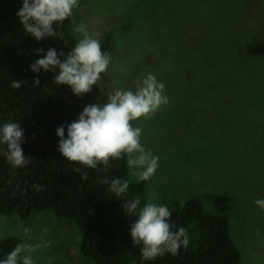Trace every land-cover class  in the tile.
<instances>
[{"label": "rangeland", "instance_id": "374dc122", "mask_svg": "<svg viewBox=\"0 0 264 264\" xmlns=\"http://www.w3.org/2000/svg\"><path fill=\"white\" fill-rule=\"evenodd\" d=\"M69 28L85 23L99 41L109 38L112 61L97 94L134 89L151 72L169 103L142 127L141 143L159 157L144 185L145 202L170 211L189 198L226 218L240 264H264V0H79ZM89 103V104H90ZM49 243L37 264H94L80 251L76 222L52 212L27 222L0 213V241L16 237ZM46 230V231H45ZM190 242L197 239L192 228Z\"/></svg>", "mask_w": 264, "mask_h": 264}, {"label": "trees", "instance_id": "16d2710c", "mask_svg": "<svg viewBox=\"0 0 264 264\" xmlns=\"http://www.w3.org/2000/svg\"><path fill=\"white\" fill-rule=\"evenodd\" d=\"M21 6L22 0H0V125L20 123L25 141L21 147L28 163L13 167L0 145V213L15 214L23 222L33 213L46 211L74 220L81 235L80 251L94 264H240L226 218L205 211L197 197L173 209L170 220L188 233L195 228L197 239L186 249L182 247L177 255L142 259L140 246L133 245L129 235L134 217L124 212L122 206L136 196L141 198L142 206L144 185L130 178L126 158L111 161L107 171L94 170L68 161L57 150L56 129L65 125L66 135L67 124L78 118L98 88L93 86L91 93L77 97L69 87L54 83V73H34L29 68L35 59L42 58L35 49L46 52L53 48L65 53L71 50L77 41L69 31L73 20L55 25L62 38L37 41L24 31L16 17ZM100 43L102 51L110 54L109 38ZM36 76L40 85L33 87ZM12 79L27 83L14 89L10 86ZM85 172L87 179H81ZM106 177L128 180L127 193L117 197L110 192L108 185L100 183ZM20 242L16 237L0 241V259Z\"/></svg>", "mask_w": 264, "mask_h": 264}, {"label": "clouds", "instance_id": "9594fccd", "mask_svg": "<svg viewBox=\"0 0 264 264\" xmlns=\"http://www.w3.org/2000/svg\"><path fill=\"white\" fill-rule=\"evenodd\" d=\"M79 0H22V6L16 13L20 25L28 35L40 41L46 37L62 38V32L55 25H62L66 19L74 20V10ZM81 35L70 51L65 53L49 48L35 49L42 58L35 59L29 65L34 73H54V83L65 85L77 97L89 94L93 86L100 88L103 75L107 72L112 58L102 51L98 38L89 34L85 23L74 28ZM27 82L12 79L11 87L19 89ZM40 85L39 76L33 79L32 86ZM99 99L83 107L78 118L56 129L58 152L70 162L90 169L107 171L110 162L126 158L130 175L139 181H149L159 167V157L141 143L142 127L133 122L151 119L156 112L170 101L165 85L155 74L149 72L139 78L134 89L115 88ZM24 130L20 123L8 122L0 125V145L4 146L3 155L13 167H24L28 160L21 145L25 142ZM33 138L35 135L33 134ZM80 172L79 168L75 169ZM81 179H87L85 172ZM102 185L117 197L123 196L129 189V181L120 178H104ZM40 190V186H35ZM155 194L141 206V198L136 196L123 204V210L134 217L129 226V235L133 245H139L143 260L151 261L165 254L177 255L179 250L187 248L190 237L187 229L176 227L171 220L172 212L161 203L154 202ZM256 206L264 210V198L254 200ZM175 229V230H174ZM46 231V230H45ZM26 241L15 247L0 259V264H37L34 253L49 243L41 241L32 244L31 229L24 228Z\"/></svg>", "mask_w": 264, "mask_h": 264}]
</instances>
